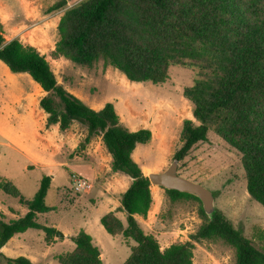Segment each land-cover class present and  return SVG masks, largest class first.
Instances as JSON below:
<instances>
[{
    "label": "trees",
    "instance_id": "16d2710c",
    "mask_svg": "<svg viewBox=\"0 0 264 264\" xmlns=\"http://www.w3.org/2000/svg\"><path fill=\"white\" fill-rule=\"evenodd\" d=\"M60 0L48 12L63 9L57 23L53 55L90 67L98 61L119 71L131 83H163L170 66L191 67L193 84L182 90L192 118L181 122L178 162L210 130L240 154L245 188L250 199L264 208V0H80L71 7ZM0 62L11 73H26L45 94L38 106L46 114L44 126L60 132L74 123L84 128L80 149L100 138L109 155V172L129 178L119 207L100 217L110 235L135 242L122 264H191L194 243L220 239L234 249V264H264V247L257 248L219 211L209 219L199 207L198 229L183 243L160 249L137 218L153 205L150 182L132 159L137 144L150 141L151 131H131L118 119L112 103L95 110L57 82L43 54L15 37L6 41L0 24ZM178 174V172H177ZM50 184L43 176L31 200H24L8 181L0 188L19 197L27 212L7 223L0 219V248L14 235L39 229L49 242L56 230L36 222L50 210L44 203ZM164 192L173 201L192 199L175 190ZM124 213V223L115 212ZM1 217V214H0ZM71 252L56 257L58 264H100L99 251L83 231L71 237ZM5 264H34L28 258L5 257Z\"/></svg>",
    "mask_w": 264,
    "mask_h": 264
},
{
    "label": "rangeland",
    "instance_id": "374dc122",
    "mask_svg": "<svg viewBox=\"0 0 264 264\" xmlns=\"http://www.w3.org/2000/svg\"><path fill=\"white\" fill-rule=\"evenodd\" d=\"M58 1L0 0L4 39L8 41L17 37L23 44L35 47L46 58L57 82L66 90L68 88L78 94L86 105L91 102L116 103V114L124 126L130 129L148 128L151 131L150 141L137 144L132 159L149 167L148 173L163 171L179 145L182 120L192 118L190 104L183 98L182 90L193 84L196 70L174 65L168 68L163 83H131L116 69L104 66L102 61L82 67L56 57L53 55L58 40L56 27L63 9L48 12V8ZM65 1L67 8L80 0ZM30 82L33 83L26 73H11L0 62V117L13 108L14 95L28 91ZM131 119L136 122L130 123ZM18 121L17 118H10L12 126L10 130L5 129L14 130L19 125ZM73 130L85 134L84 128L76 123ZM80 138L83 140V137ZM5 143L0 137V182H10L24 200H31L42 177L48 176L50 184L44 203L50 210L38 214L36 222L46 227H57L56 232L67 235L55 238L48 245L42 230L27 229L6 243L5 252L10 258L24 256L34 264H58L56 257L73 250L71 237L80 231L88 234L97 247L100 264H122L128 258L135 242L121 235L108 234L99 223L100 217L111 209L105 191L102 189L103 196L96 192L91 195L76 194L72 189L71 174L93 181L94 165L98 173L104 174L101 178L106 176L109 155L99 138L88 144L94 163L83 157H71L74 155L71 151L70 156L64 154L51 158L52 163L48 167L32 165L26 155ZM177 172L209 189L214 196L215 210L221 212L255 247H264V208L247 195L240 154L236 150L209 130L207 139L197 143L183 161L178 162ZM125 184L120 185L116 192L122 190ZM155 188L152 207L146 217L137 218L141 228L156 239L160 249L189 240L202 223L198 213L201 203L192 199L173 201L162 188ZM109 197L111 206H118L119 195ZM26 212L27 208L20 203L19 197L9 195L0 188L1 221L7 223ZM117 216L124 223V213L119 211ZM234 262V249L220 239H203L194 243L191 264ZM0 264L5 262L0 259Z\"/></svg>",
    "mask_w": 264,
    "mask_h": 264
},
{
    "label": "crops",
    "instance_id": "0c3cea01",
    "mask_svg": "<svg viewBox=\"0 0 264 264\" xmlns=\"http://www.w3.org/2000/svg\"><path fill=\"white\" fill-rule=\"evenodd\" d=\"M6 74L9 77H12L9 73H7V71ZM67 90L72 94H74L79 99H81L82 101H84V99L78 96V94L74 93L71 89L67 88ZM44 94L45 92L40 88L38 84H36L35 82L33 83L30 82V88L28 89L27 92L19 93L13 96L12 99L13 108L9 109L7 112H3V115H1L0 117V135H1L0 137L3 139V141L6 142L5 144L9 147L14 148L17 152L26 155L27 159L29 160L30 163H32V165H42L44 167H48L52 163L50 162L51 158L62 156L64 154L70 156L71 151H74V155H75L71 157H75V158L83 157L94 163V160H92L94 159V156H91L89 154L88 144L85 145L84 147H81L80 149V142L82 141L80 137H84V133H82L81 131L78 132L73 130V124L70 126V128H68L64 132H60L58 130L57 125H52L48 128H45L44 123L46 119V114L38 106L39 99ZM104 104L102 102L101 103L91 102V104H89L88 106H90L95 110H98ZM113 106L116 110V103H113ZM5 113L7 114L4 115ZM12 117L17 118L19 120L18 121L19 125L15 127L14 130L7 131L10 130V127L12 126L10 124V118ZM119 121L121 122V120ZM129 122L133 124L136 121L131 119ZM140 128H144V127H139L136 129H130V128L128 129L131 131H136ZM78 150H80L79 153ZM80 154H82V156ZM84 154L86 155L85 157L83 156ZM76 155H80V156H76ZM138 165L141 167L143 174L146 176L148 174L149 167L140 164ZM94 168H95V174L93 177L94 180L93 181L85 180L90 185V187L80 193L91 195L92 193L96 192L103 196L105 194H106L105 196L108 195L107 202L110 205L111 208L110 211H114L116 210V208L119 207V204L118 206L112 207L110 204L109 196L119 195V199H120V194L124 192L125 189L128 187L129 179L128 177L121 175L119 173H110L109 166L105 169L106 176L101 178L100 176L104 174L98 173L97 171L99 170L97 169V167H95V165ZM124 182H126L124 188L117 193L116 192L117 188L120 185H123ZM94 183H95V188H94ZM155 187L156 186L153 185L150 186V192L152 198L154 197L153 193H156L157 191V188ZM102 189L105 191V194L102 192ZM115 215L117 216V212H115ZM135 217L138 218L140 216L136 215ZM50 227L54 228L55 230L57 229V227L54 226H50ZM65 236H67L66 233L65 234L63 233V237ZM55 238L58 239V237H55L54 235L50 239V241L47 242V244L49 245L51 242H54ZM5 247L6 244L0 248V252L5 257L10 258V256L5 252L6 249ZM30 261L32 262V260Z\"/></svg>",
    "mask_w": 264,
    "mask_h": 264
},
{
    "label": "water",
    "instance_id": "95a60500",
    "mask_svg": "<svg viewBox=\"0 0 264 264\" xmlns=\"http://www.w3.org/2000/svg\"><path fill=\"white\" fill-rule=\"evenodd\" d=\"M178 161L172 159L169 165L160 172H150L146 175L151 185L165 190H175L190 194L196 197L200 203L204 214L211 219L215 212L213 193L203 185L191 181L177 174ZM56 237H62L59 231L55 233Z\"/></svg>",
    "mask_w": 264,
    "mask_h": 264
},
{
    "label": "built area",
    "instance_id": "2783aa9c",
    "mask_svg": "<svg viewBox=\"0 0 264 264\" xmlns=\"http://www.w3.org/2000/svg\"><path fill=\"white\" fill-rule=\"evenodd\" d=\"M70 180L72 184V189L75 193H80L90 187V185L85 180L78 178L74 174H71Z\"/></svg>",
    "mask_w": 264,
    "mask_h": 264
}]
</instances>
